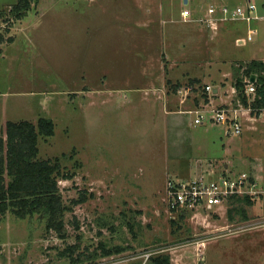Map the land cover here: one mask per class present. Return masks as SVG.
Wrapping results in <instances>:
<instances>
[{
	"label": "rangeland",
	"instance_id": "obj_1",
	"mask_svg": "<svg viewBox=\"0 0 264 264\" xmlns=\"http://www.w3.org/2000/svg\"><path fill=\"white\" fill-rule=\"evenodd\" d=\"M16 1L0 3L8 9ZM187 1L34 0L12 21L14 37L5 38L11 22H1L2 133L6 120L52 119L55 133L39 137L38 158L60 157L74 172L59 181L67 204L82 193L88 199L66 213L63 239L37 214L1 217L0 264H145L158 253H169L172 264L235 258L240 239L213 241L205 251L206 243L264 216V202L242 204L246 219L230 200L181 218L183 211L168 208L167 182L247 171L264 185V112L253 116L235 88L240 64L264 57V0ZM249 2L258 18L209 25L222 6ZM252 28L258 32L248 41ZM238 36L245 45H237ZM206 85L220 92H206ZM180 86L188 87L185 97ZM219 107L238 111L241 133L229 134L227 123L196 124L189 112ZM78 241L77 253H94L100 242L130 248L73 263L63 252Z\"/></svg>",
	"mask_w": 264,
	"mask_h": 264
},
{
	"label": "trees",
	"instance_id": "obj_2",
	"mask_svg": "<svg viewBox=\"0 0 264 264\" xmlns=\"http://www.w3.org/2000/svg\"><path fill=\"white\" fill-rule=\"evenodd\" d=\"M33 1L17 0L8 11H0L1 20L9 22L22 19L31 9ZM1 38L0 34V40ZM238 69V73H241L235 82L238 98L244 106L251 109L252 115H259L264 110V60L252 59L243 62ZM253 74L256 75L255 92L248 94L246 87L248 79ZM54 133L55 124L47 117H40L36 123L29 120H9L3 133L0 120V218L5 217L8 212L21 219L37 214L45 221L47 232H54L63 239L68 236L66 213L75 205L85 202L88 197L82 193L78 198L72 199L71 204H67L59 181L72 179L74 172L64 169L60 157L38 158L39 137L47 138ZM230 201L238 202L240 206L236 208L246 219L248 215L242 204L252 205L254 201L249 197L231 198ZM236 208L233 206L229 209L230 218L234 217L232 211ZM187 211L184 210L180 217L184 218ZM79 242L67 247L63 252L71 255L73 263L119 254L130 248L123 245L108 246L100 242L98 246L100 253L98 250L94 253L86 251L77 253ZM145 264H172V260L169 253H158L150 255Z\"/></svg>",
	"mask_w": 264,
	"mask_h": 264
},
{
	"label": "built area",
	"instance_id": "obj_3",
	"mask_svg": "<svg viewBox=\"0 0 264 264\" xmlns=\"http://www.w3.org/2000/svg\"><path fill=\"white\" fill-rule=\"evenodd\" d=\"M256 7V4L253 2H249L246 8L239 6L235 9H230L224 5L219 9L221 15L218 18L215 16L208 19L209 25L217 27L218 19L227 18H242L251 21L254 18H258L257 14H255ZM216 10L214 6H211L208 11L212 15L216 13ZM182 15L186 17L190 13L183 10ZM252 39V35L248 34L247 40ZM187 89V86H180L176 92L179 96L185 97L188 95ZM204 89L206 92H215L214 87L211 85L204 86ZM246 92L248 94L255 92V85L249 79ZM189 112L195 114L194 123L196 124H205L206 122L213 124L227 123L229 124L227 130L229 134L242 132V123L237 110L219 107L213 109L210 113L204 109L196 111L189 110ZM247 197L251 198L254 202H264V185L254 173L247 171H242L237 174H221L218 177H210L202 174L189 179L171 178L167 182V204L169 210L173 212L199 209L216 211L217 207L222 206L231 198ZM246 226H237V229L229 232L251 229L259 230L264 234V216L252 220L250 225ZM203 240L198 241V245L205 246ZM199 258L201 262L205 259L202 252L199 253Z\"/></svg>",
	"mask_w": 264,
	"mask_h": 264
},
{
	"label": "crops",
	"instance_id": "obj_4",
	"mask_svg": "<svg viewBox=\"0 0 264 264\" xmlns=\"http://www.w3.org/2000/svg\"><path fill=\"white\" fill-rule=\"evenodd\" d=\"M5 6H6V4L0 3V9L3 8L0 11H3V10L8 11L12 5H10V8L8 7V9H6L7 7H5ZM182 11H183V9L181 10V12ZM19 20H21V19H19ZM19 20H17V21H19ZM12 21L13 20L9 21V22H11L10 23L11 25L8 26V27H10V29L7 31L8 34H6V36H5V38H7V39L14 37L11 34V32L14 30V23ZM1 22L3 23L4 21L1 20V18H0V24H1ZM9 22H7V23H9ZM256 32H258V31L256 29L252 28V29H249L248 34L252 35L253 33H256ZM2 33H3L2 30H0V34L2 37L1 39H3V37H4V35ZM263 40H264V38H263ZM246 41L247 40H246L245 36H238L236 38L237 45H245ZM4 42L5 41L0 40V44L4 43ZM5 43H7V42H5ZM261 45H263V44H261ZM260 59L264 60V57L260 58ZM214 91H215L214 93L220 92V90L217 88H215ZM263 112H264V110H262L259 115H253V116L260 117V116H262ZM0 120H1V117H0ZM7 121H9V120H6V122ZM18 121H20V120H18ZM6 122H4V123H6ZM32 122H34V121H32ZM36 122H34V123H36ZM224 233H222L223 235H220L219 237L214 238L213 240L209 241L210 243L209 242H208V244L206 243V246H205V248H206L205 251H207L209 249L208 245H211V243L213 241H217V240L222 239V238H228L231 236L233 238L240 239V241L235 240L236 241V242H234L235 244H233V242H227L228 244H230V246H231V244L235 245V252H236L235 258H233L230 262L229 261H227V262H221L220 261V264H264V234L261 231L246 229V230H240V231H233L231 233L227 231ZM220 248L222 249L223 246H220ZM222 251H223V249L218 254L221 255Z\"/></svg>",
	"mask_w": 264,
	"mask_h": 264
},
{
	"label": "water",
	"instance_id": "obj_5",
	"mask_svg": "<svg viewBox=\"0 0 264 264\" xmlns=\"http://www.w3.org/2000/svg\"><path fill=\"white\" fill-rule=\"evenodd\" d=\"M249 80L254 83L256 81V75L253 74Z\"/></svg>",
	"mask_w": 264,
	"mask_h": 264
}]
</instances>
